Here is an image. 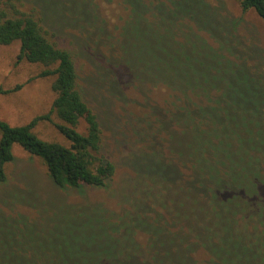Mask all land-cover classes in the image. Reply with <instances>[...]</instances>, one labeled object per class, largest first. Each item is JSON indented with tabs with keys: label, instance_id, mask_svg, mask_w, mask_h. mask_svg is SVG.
<instances>
[{
	"label": "rangeland",
	"instance_id": "1",
	"mask_svg": "<svg viewBox=\"0 0 264 264\" xmlns=\"http://www.w3.org/2000/svg\"><path fill=\"white\" fill-rule=\"evenodd\" d=\"M170 1L141 0L143 21L136 18L125 23L130 10L125 0H94L99 22L105 29L103 34L99 30L91 34L90 27L85 32L55 21L54 29L59 32L49 36L60 47L72 51L78 88L97 116L101 153L115 164V173L104 187H58L42 161L15 143L14 159L5 165L7 181L0 183V264H133L144 258L173 264L178 257L174 248L179 239L158 232L147 244V234L136 228L137 219H132L147 217L142 219L144 224L164 220L152 219L155 214L149 207L153 202L145 188L164 195L162 189L170 187L172 196L175 195L169 177L172 168L152 171L160 173L156 189L145 178L147 156L154 151L162 160L168 156L163 142L167 136L159 132L161 127L155 112L170 117L185 103L209 102L211 97L215 100L221 95L222 107L215 114L225 121L228 129L221 135L230 134L246 146L264 148V21L252 9L243 11L238 0H199L209 10L211 19L209 25H202L183 16L175 19L171 11H163ZM172 19L173 31L168 37L175 33L181 45L172 44L156 26L147 31L144 24L154 20L167 23ZM125 24L130 43L149 45L160 53L156 63L167 60L186 83L216 86L204 98L190 90L174 92L162 85L138 84L130 72L123 70V65L117 66L119 34ZM219 26L224 29L221 34L228 35L233 46L232 53L226 50L223 53L234 64L242 65L246 73L260 79L263 96L249 82L244 86V70L224 63L222 57L208 50L218 47L210 31ZM19 49V41L0 44V119L11 125L25 124L34 116L47 113L55 97L51 89L53 78L37 76L43 68L40 64L18 61ZM144 59L150 58L144 56ZM17 85L20 88L13 90ZM198 109L203 117L210 116L206 109ZM51 118L40 121L35 132L42 139L68 145L55 127L61 120L54 113ZM255 123H260L261 130H246ZM85 128L82 120L79 129L84 132ZM153 138L157 145H152ZM175 199L178 203L181 194ZM159 207L155 211L166 218L167 212ZM221 213L222 217H215L214 236L230 264H246V258L263 256L260 241L235 231L229 225L230 219L225 218L226 212L222 209ZM118 226L133 242L124 233L120 235ZM109 228L117 230L109 234Z\"/></svg>",
	"mask_w": 264,
	"mask_h": 264
},
{
	"label": "trees",
	"instance_id": "2",
	"mask_svg": "<svg viewBox=\"0 0 264 264\" xmlns=\"http://www.w3.org/2000/svg\"><path fill=\"white\" fill-rule=\"evenodd\" d=\"M238 1L243 11L252 9L264 21V0ZM125 2L130 9V19L127 18L125 23L136 18L143 21L141 0ZM94 3V0H0V44L19 41L18 61L26 60L42 65L37 76L52 77L51 89L55 94L49 111L34 116L25 124L11 125L0 119V183L7 181L5 165L14 159L12 148L15 143L42 161L58 187H104L114 175L115 164L101 153V131L97 116L78 88V71L72 51L60 47L50 38L59 32L54 29L55 21L58 20L61 24L67 23L69 27L75 26L85 32L90 27L91 34L98 30L103 34L105 29L99 22L98 6ZM170 3L163 11H171L175 19L183 16L194 22L196 20L198 24L211 23L209 10L199 0H171ZM26 6L28 9L23 10ZM158 11L163 12L161 9ZM173 21L163 23L162 20H154L144 24L147 31L156 26L158 32L162 30L168 37L173 31L170 26ZM222 26L226 28L224 23ZM223 27H215L210 31L218 47L216 50L209 47L208 50L222 57L224 63L233 65V61L223 53L224 50L229 53L233 50L230 37L221 34V31L224 32ZM119 36L120 62L117 66L123 65V70L130 72L138 84H144L145 87L150 84L158 87L162 85L174 92L190 90L199 97L206 96L208 90L216 86L210 84L209 87H199L198 84L186 83L167 60L156 63L155 59L160 53L149 45L130 43L127 24L121 27ZM168 38L174 45L182 44L176 39L175 33ZM144 56L150 59L142 60ZM237 68L244 70L242 65H237ZM244 72V86L249 82L255 92L263 96L260 79ZM19 88L20 85H17L13 90ZM221 103L220 95L215 100L211 97L209 102L205 100L204 103L194 102L192 105L185 103L170 117L161 111L153 113L161 127L159 132L167 136L163 142L168 150V158L164 156L162 160L161 155L158 156L155 151L147 156L145 178L148 185L154 187L160 173L152 171L172 168L169 177L175 195L172 196L170 187L162 189L164 195L145 188L144 191L150 194L153 202L149 207L155 214L152 219L164 220L156 221V224H144L142 219L147 217L134 216L132 219H137L134 223L136 228H141L147 234V244L158 232L179 239L174 248L178 257L173 264H230L214 236V227L217 226L215 217H222V209L226 212L225 218L230 219L229 225L239 233L256 237L264 253V148L246 146L230 134L221 135L228 132L225 121L215 114L217 109H221ZM198 108L206 109L210 116L203 117ZM52 113L61 120L55 123V127L69 142L68 145L42 139L35 132L40 121L52 120ZM82 120L86 124L84 132L79 129ZM258 128L261 130L260 123H255L246 130ZM155 140L153 138L152 145H157ZM161 145L164 146L163 143ZM153 181L155 183L152 184ZM178 193L181 199L177 203L175 198ZM158 205L167 212L166 218L155 211ZM184 206L188 212L186 215ZM118 229L120 235L124 233L120 226ZM115 230L109 228L107 232L113 234L111 231ZM123 236L130 240L126 232ZM154 259H138L133 264H159ZM246 264H264V255L259 259L246 258Z\"/></svg>",
	"mask_w": 264,
	"mask_h": 264
}]
</instances>
